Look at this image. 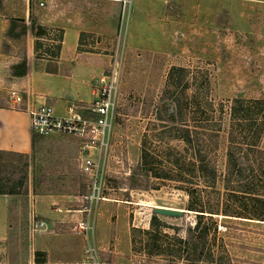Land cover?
<instances>
[{"label": "rangeland", "instance_id": "374dc122", "mask_svg": "<svg viewBox=\"0 0 264 264\" xmlns=\"http://www.w3.org/2000/svg\"><path fill=\"white\" fill-rule=\"evenodd\" d=\"M13 18H25L26 28L17 23L10 31ZM32 21L37 22L35 31ZM72 22L84 29L80 46L61 58L57 46L61 36L64 40L63 27ZM37 35L44 45L32 55L36 68L63 74L75 62L93 64L91 73L78 77L81 85L64 77L45 81V93L51 86L62 90L61 100L45 96L59 114H67L69 105L82 113L116 58L121 68L110 148L102 160L104 198H85L90 177L82 172L79 141L73 138L35 133L37 143L29 157L2 155V170L14 182H24L19 194L29 209L41 206V199L45 210L87 211L82 220L88 222L86 229L69 223L75 234L70 237L81 241V262L194 264L181 241L200 219L206 254L195 264H264V201L253 197L264 199V159L258 157L241 180L229 171L227 158L236 143L255 140L264 146V0H124L120 6L91 0H0V104L25 108L13 101L10 91H19L12 87L11 69L28 58ZM68 93L76 99H68ZM32 97L27 94V101ZM178 97L184 105L183 122L160 121L159 110L168 112ZM181 125L206 141L207 160L217 167L215 183L201 176L198 153L194 156L178 137ZM145 149L149 164L156 168L164 163L166 169L152 170L149 188H131L139 181L128 177ZM172 154L175 161L177 156L182 159L178 167L169 164ZM188 188L200 196L195 209L205 211L188 209ZM156 206L186 213L158 214ZM154 213L160 217L156 227ZM26 221L19 218L18 228L25 235L11 244L13 255H27L33 244L37 250L45 244L57 248L54 238L45 239L39 230L28 236ZM41 251L39 256H44Z\"/></svg>", "mask_w": 264, "mask_h": 264}, {"label": "crops", "instance_id": "0c3cea01", "mask_svg": "<svg viewBox=\"0 0 264 264\" xmlns=\"http://www.w3.org/2000/svg\"><path fill=\"white\" fill-rule=\"evenodd\" d=\"M91 1L100 2L103 5L117 3V6H120L124 0ZM29 14L30 10L28 9L26 10V17H29ZM63 28L65 30L61 58L65 54H75L77 52L84 30L76 22L67 23ZM30 48L31 51L29 50L27 58V75L14 77L12 87L16 88L25 97L27 94L29 96L33 94V101L25 100L22 102L25 105L24 109L0 104V150L3 151L23 154L33 152L34 132L31 125V116L26 108L28 105H38L45 102V96L57 100L62 99V90L55 86H51L48 93H45V81H56L57 78L64 77L72 83L81 85L82 80L78 77L84 72L86 74L91 73L93 69L92 63L85 62L73 63L69 75L38 69L34 66L32 59V55L35 54V45L33 44ZM76 89L79 90L78 87ZM76 96L74 93L67 94V98H70V100H75ZM69 106L66 107V112ZM37 202L41 206L35 204V208L29 209L21 194H0V264H80L83 259L81 241L79 236L70 237L72 227L69 223L78 224L83 220L87 211L84 209H67L64 211L62 209L60 212H55L50 209L45 210L41 199H38ZM45 203H48V201H45ZM19 218L27 220L25 227L28 236L33 238V235L38 233L39 230L42 236L45 235V239L48 235L54 238L53 240L58 243L57 248H50L45 244V247L42 246L43 248L40 249L45 255L39 256L38 252L40 250H37L35 244H33V247H29L27 255L16 256L14 254V256L10 250L11 244L18 243L17 238L25 235V230L18 228Z\"/></svg>", "mask_w": 264, "mask_h": 264}, {"label": "trees", "instance_id": "16d2710c", "mask_svg": "<svg viewBox=\"0 0 264 264\" xmlns=\"http://www.w3.org/2000/svg\"><path fill=\"white\" fill-rule=\"evenodd\" d=\"M17 23H23L25 28L27 26V21L25 18L23 19H17L13 18L11 22V27L10 31L15 30ZM34 31L37 26L36 21H32ZM40 28L42 29V32H45V28L42 25H39ZM27 31V30H26ZM26 34V32L24 33ZM42 36L37 35L36 41H35V52H38V50L43 47L44 42H42ZM62 40L63 36H61L59 40V45L58 47V53L56 56H60V51L62 48ZM12 76L15 77H20V76H25L27 75L28 72V60L27 56L23 58V60L19 63H16L12 66ZM51 73H58V71H48ZM63 74H70V71H65ZM181 99L178 97V99L173 100L174 102L172 103V109L169 108L168 112H164L163 108L159 110V115H160V121H164L166 123H170L172 125H175L177 123H182L183 122V113H184V105ZM24 109V108H22ZM237 109V107H236ZM241 111V109H240ZM235 112H238V109L235 110ZM196 113V111H195ZM197 114V113H196ZM236 118V115H235ZM234 118V119H235ZM242 119V118H240ZM245 120H248L247 118ZM164 128H168V126H165ZM173 129V128H172ZM163 133H166L170 131V129L166 130L163 129ZM180 133L178 135L179 138L183 139L185 143H187V148L189 150H192L194 153V156H197V153L199 155V165H198V171L200 172L201 176L206 178L207 180H212L215 183L216 176H217V170H216V165L212 163V161L207 160V155H208V146L206 145V141L203 142L202 138L199 136L198 131L194 130L192 131L190 127L187 125H181L179 128ZM242 130V131H241ZM240 130V135L241 139L244 140L245 131L241 128ZM179 132V131H178ZM194 132L196 134H194ZM35 134V133H34ZM258 134V133H257ZM253 136V135H252ZM251 139V138H250ZM234 140V138H233ZM252 142V143H251ZM249 143H246L244 145L243 143H236L231 145V148L228 149L227 151V158L229 162V171H231L235 178H241V180H244L242 177L245 172L250 171L254 167V162L258 161L259 158L264 159V146L259 145V143L255 140H252ZM37 140L35 138V135L33 137V151L36 147ZM246 147V148H245ZM258 153L261 154V156L258 155ZM4 154H12V155H23L29 157L30 154H23V153H16V152H11V151H3L0 150V194H18L20 193V186L24 184V182H14L11 179V176L9 173H6L4 170H2L1 167V160H2V155ZM255 157V159H253ZM172 160L169 161V164H175L177 167L182 163V159L177 156L176 161L173 159V154L171 157ZM80 162V161H79ZM262 164V163H261ZM259 163V165H261ZM81 166V163H80ZM166 164L164 163H159V165H156V168L154 165L149 164V153L147 152V149H145L141 155V161L140 164L132 171V173L129 175V179L131 181L137 180L139 181V184H134L132 185L131 188H144L147 189L150 186L148 183L150 182V174L152 170L154 169H159L160 171H164L166 169ZM263 166V164L261 165ZM152 167V168H151ZM82 169V168H81ZM83 173H85L82 170ZM87 175V173H85ZM166 174V173H164ZM148 176V177H147ZM246 184V183H245ZM236 190V189H233ZM248 190H253L252 187H250ZM188 194L192 196V202L189 204L188 209L190 210H197V211H205V210H200V209H195L199 208V195H195L194 191L192 189L190 190L189 188L187 189ZM256 194L253 195V197H256V200L263 202L264 199L255 196ZM205 214H199L200 218L204 216ZM159 216L154 213L152 217V224L154 227H156L157 223L160 221ZM201 223L200 219L196 222L194 227H190L188 229V232L186 234L185 240L181 241L184 242V248L186 251L187 259L190 261L197 263L201 260L204 259V256L206 254L205 252V234L206 231L200 229ZM154 250V249H153ZM151 250V251H153ZM150 251V252H151Z\"/></svg>", "mask_w": 264, "mask_h": 264}, {"label": "built area", "instance_id": "2783aa9c", "mask_svg": "<svg viewBox=\"0 0 264 264\" xmlns=\"http://www.w3.org/2000/svg\"><path fill=\"white\" fill-rule=\"evenodd\" d=\"M43 4V3H42ZM123 13V22L125 20ZM109 72L100 79L91 105L82 113L77 106L70 105L67 114H59L52 104L45 101L38 105H28L26 110L31 116L34 133L42 137L53 134L67 136L79 141L82 170L90 177V192L84 195L88 200H99L102 197L103 181L101 172L105 169L103 159L110 148L111 131L115 118L116 97L121 81V68L116 58ZM13 101L18 104L27 98L16 90L10 91ZM88 222L75 224V229H86ZM80 264H86L81 262Z\"/></svg>", "mask_w": 264, "mask_h": 264}, {"label": "water", "instance_id": "95a60500", "mask_svg": "<svg viewBox=\"0 0 264 264\" xmlns=\"http://www.w3.org/2000/svg\"><path fill=\"white\" fill-rule=\"evenodd\" d=\"M155 212L158 214H163V215L182 217L186 213V210L176 209V208H168V207H164V206H156Z\"/></svg>", "mask_w": 264, "mask_h": 264}]
</instances>
